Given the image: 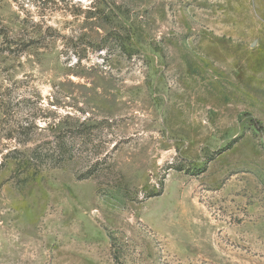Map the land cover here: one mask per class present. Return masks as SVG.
Segmentation results:
<instances>
[{
	"label": "rangeland",
	"instance_id": "1",
	"mask_svg": "<svg viewBox=\"0 0 264 264\" xmlns=\"http://www.w3.org/2000/svg\"><path fill=\"white\" fill-rule=\"evenodd\" d=\"M0 158V264H264V0H0Z\"/></svg>",
	"mask_w": 264,
	"mask_h": 264
},
{
	"label": "trees",
	"instance_id": "2",
	"mask_svg": "<svg viewBox=\"0 0 264 264\" xmlns=\"http://www.w3.org/2000/svg\"><path fill=\"white\" fill-rule=\"evenodd\" d=\"M65 145L62 146H58L55 149H50L45 151L43 148L41 149L40 146L35 147L34 149H31L30 151H28V155L25 156V159L21 160V164L18 165V167H20L24 172H29V171H33V173H29L28 176L30 177H34V175L36 174V171L38 170L39 166L38 165H34L36 162H38L39 164H42L46 161L53 163L54 162V156L55 154L59 153V156L62 157L64 159V154H65ZM20 154V153H18ZM5 159H11V160H18V156H17V152L8 154L7 156L4 157ZM4 158H0V168L3 166L4 164ZM31 169V170H30ZM37 169V170H35ZM19 170V168H18Z\"/></svg>",
	"mask_w": 264,
	"mask_h": 264
}]
</instances>
